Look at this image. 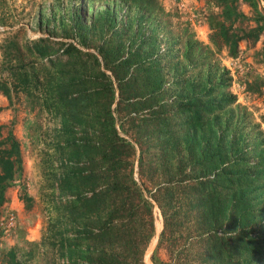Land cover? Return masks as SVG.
I'll return each instance as SVG.
<instances>
[{
    "label": "rangeland",
    "instance_id": "rangeland-1",
    "mask_svg": "<svg viewBox=\"0 0 264 264\" xmlns=\"http://www.w3.org/2000/svg\"><path fill=\"white\" fill-rule=\"evenodd\" d=\"M36 36L89 55L59 49L37 56L27 47ZM84 59L86 67L78 65ZM208 67L227 70L234 100L222 122L243 136L252 150L244 158L257 166L264 149V0H0V149L8 133L18 145V167L0 188V264L64 262L61 236L71 233L83 213L72 218L73 211L84 209L89 190L77 180L73 191L61 188L67 164L86 181L90 165L117 181L115 190L105 183L111 233L126 238L114 243L122 257L186 264L184 248L196 249L190 235L198 224L190 158L174 146L184 126L181 115L165 127L158 120L162 109L180 108L170 99L182 80L203 83ZM155 73L160 93L150 95ZM83 130L105 137L110 158L86 162L68 147L72 132ZM188 262H197L192 252Z\"/></svg>",
    "mask_w": 264,
    "mask_h": 264
},
{
    "label": "trees",
    "instance_id": "trees-1",
    "mask_svg": "<svg viewBox=\"0 0 264 264\" xmlns=\"http://www.w3.org/2000/svg\"><path fill=\"white\" fill-rule=\"evenodd\" d=\"M28 41L27 47L37 56L59 49V55L67 54L77 58L89 55V51L81 50L71 42L60 41L56 48H52L45 36L29 38ZM149 62L156 63L157 60L150 59ZM85 63V59L79 60L78 65L86 67ZM156 68L150 66L152 70ZM205 74L206 78L200 84L188 79L182 80L184 86L177 88L179 92L170 99L182 103L180 108L174 111L162 109L158 120L160 127H165L174 116L181 115L180 124L184 126L174 146L184 150L190 158L189 170L193 176L191 187L195 205L193 217L198 224L196 234L190 235L191 238L195 237L197 247L194 251L184 248L185 263L189 264L188 253L192 252L197 261L195 264H264V149L258 150L257 154L262 160L257 166L244 158L245 154L252 151L251 148L243 145V136H237L234 131L229 134L228 124L222 122H227L223 120L224 109L234 100V96L226 90L229 86L227 70L208 67ZM211 75H215L214 81L210 80ZM154 77L149 80L152 83L150 95H153V90H157L156 93L159 91L162 82L161 74L155 73ZM160 105L156 104L155 107ZM64 127L68 129L69 126ZM235 128L238 130L240 125L236 123ZM162 132L165 135L163 140L170 145V131L165 128ZM2 139L0 188L9 181L18 167L17 163L15 167L17 142L9 133ZM67 145L80 158L84 156L86 162L95 159L96 154L101 162L110 158V143L105 137L92 138L84 130L80 134L72 132L67 138ZM65 167L67 171L62 174V180L67 182H63L61 188L73 191L77 180L79 185L89 190L82 202L85 210L73 211L72 218L76 213H83L76 219L77 223L71 224V233L64 232L66 234L61 236L65 244L60 253L64 262L60 264L130 263L126 256L122 257L120 249L114 246L116 241L123 240L119 243H125L124 231L114 236L110 229V184L105 182L112 181L115 190L117 181L102 178L92 170L91 165L87 181L86 175L79 174L76 165L67 164ZM254 167L256 170H251ZM166 193L171 194V190H166ZM167 204L164 202V205ZM132 260L135 262L137 259L132 257Z\"/></svg>",
    "mask_w": 264,
    "mask_h": 264
}]
</instances>
